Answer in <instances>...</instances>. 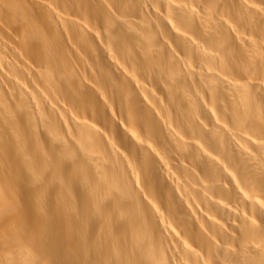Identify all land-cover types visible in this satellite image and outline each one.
I'll return each mask as SVG.
<instances>
[{
  "label": "bare ground",
  "instance_id": "1",
  "mask_svg": "<svg viewBox=\"0 0 264 264\" xmlns=\"http://www.w3.org/2000/svg\"><path fill=\"white\" fill-rule=\"evenodd\" d=\"M0 264H264V0H0Z\"/></svg>",
  "mask_w": 264,
  "mask_h": 264
}]
</instances>
